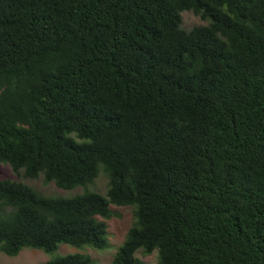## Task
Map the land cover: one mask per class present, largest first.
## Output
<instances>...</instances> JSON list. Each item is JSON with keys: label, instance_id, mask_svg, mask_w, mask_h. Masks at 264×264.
Segmentation results:
<instances>
[{"label": "trees", "instance_id": "16d2710c", "mask_svg": "<svg viewBox=\"0 0 264 264\" xmlns=\"http://www.w3.org/2000/svg\"><path fill=\"white\" fill-rule=\"evenodd\" d=\"M0 163L83 188L0 179L8 255L107 249L114 204L113 264H264V0H0Z\"/></svg>", "mask_w": 264, "mask_h": 264}, {"label": "rangeland", "instance_id": "374dc122", "mask_svg": "<svg viewBox=\"0 0 264 264\" xmlns=\"http://www.w3.org/2000/svg\"><path fill=\"white\" fill-rule=\"evenodd\" d=\"M182 18V26L187 30L192 29L196 25L207 23L192 11H184L182 13ZM4 178L21 180L44 195L72 196L83 191L82 187L66 190L58 187L54 182L46 183L43 175L35 179L26 178L23 175L19 176L8 164L0 163V179ZM108 186L109 177L101 168L98 177L89 188L102 194H106ZM111 208L114 215L107 219L110 241V246L107 249H96L91 246L75 247L69 244H61L58 249L52 253L46 252L42 249L26 247L17 255H8L0 249V264H45L50 259L59 255L76 252L91 256L95 264H113V259L118 247L125 240L129 229L135 221V214L133 206H118L112 204ZM136 257L145 264H159V253L157 250L146 252L141 248L137 250Z\"/></svg>", "mask_w": 264, "mask_h": 264}]
</instances>
